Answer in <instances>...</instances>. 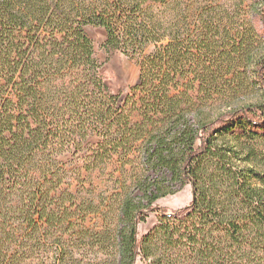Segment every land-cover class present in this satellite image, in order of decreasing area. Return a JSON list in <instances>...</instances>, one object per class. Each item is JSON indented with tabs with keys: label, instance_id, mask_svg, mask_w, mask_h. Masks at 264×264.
<instances>
[{
	"label": "trees",
	"instance_id": "trees-1",
	"mask_svg": "<svg viewBox=\"0 0 264 264\" xmlns=\"http://www.w3.org/2000/svg\"><path fill=\"white\" fill-rule=\"evenodd\" d=\"M89 27L140 60L126 96ZM83 241L86 264H264V0H0V264Z\"/></svg>",
	"mask_w": 264,
	"mask_h": 264
},
{
	"label": "rangeland",
	"instance_id": "rangeland-1",
	"mask_svg": "<svg viewBox=\"0 0 264 264\" xmlns=\"http://www.w3.org/2000/svg\"><path fill=\"white\" fill-rule=\"evenodd\" d=\"M87 32L94 41L95 56L99 63L102 65V70L107 79L109 88L114 93H122L123 96H126L130 92V89L134 87L139 81L140 60L135 57L127 56L121 52L108 51L104 47V43L106 41V32L104 29L89 27L87 28ZM153 49V47H149L146 50V54H150ZM104 185H107V183H104L101 186V189H103ZM106 196L109 197L110 194ZM192 200V187L191 185H186L178 193L160 199L157 202V205L162 209L172 212L188 206L192 202ZM96 222V220L93 221V224H95ZM156 223L157 213H149L147 221L145 223H141L138 227L139 238H142L149 230L153 228ZM86 245V241H83L82 243L79 242L78 247H80V252L78 254V257H80L78 258L77 262H74V264H86L91 258L94 257L93 251L90 250ZM52 248L53 245L48 246L43 254L40 255L41 257L45 258L50 257V259H45L48 263H51L53 261H51V259L56 257L55 251ZM70 264L73 263L71 262Z\"/></svg>",
	"mask_w": 264,
	"mask_h": 264
}]
</instances>
